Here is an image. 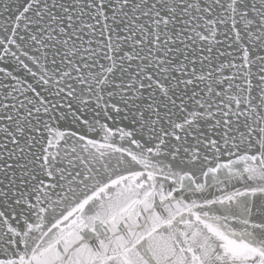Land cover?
I'll return each instance as SVG.
<instances>
[{
    "label": "snow or ice",
    "instance_id": "snow-or-ice-1",
    "mask_svg": "<svg viewBox=\"0 0 264 264\" xmlns=\"http://www.w3.org/2000/svg\"><path fill=\"white\" fill-rule=\"evenodd\" d=\"M0 264H264V0H0Z\"/></svg>",
    "mask_w": 264,
    "mask_h": 264
},
{
    "label": "water",
    "instance_id": "water-1",
    "mask_svg": "<svg viewBox=\"0 0 264 264\" xmlns=\"http://www.w3.org/2000/svg\"><path fill=\"white\" fill-rule=\"evenodd\" d=\"M85 235H86V233H85Z\"/></svg>",
    "mask_w": 264,
    "mask_h": 264
}]
</instances>
